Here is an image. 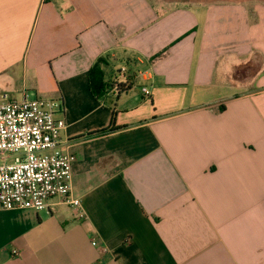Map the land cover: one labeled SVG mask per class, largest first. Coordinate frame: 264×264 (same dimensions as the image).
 I'll list each match as a JSON object with an SVG mask.
<instances>
[{"label": "crops", "instance_id": "crops-1", "mask_svg": "<svg viewBox=\"0 0 264 264\" xmlns=\"http://www.w3.org/2000/svg\"><path fill=\"white\" fill-rule=\"evenodd\" d=\"M4 93L62 104L84 217L0 210V264H264V0H0Z\"/></svg>", "mask_w": 264, "mask_h": 264}, {"label": "built area", "instance_id": "built-area-1", "mask_svg": "<svg viewBox=\"0 0 264 264\" xmlns=\"http://www.w3.org/2000/svg\"><path fill=\"white\" fill-rule=\"evenodd\" d=\"M121 74L126 69L121 70ZM124 78L125 76L122 75ZM127 79L116 83L118 95L128 87ZM145 98L151 96L142 88ZM59 101L50 99H15L4 93L0 97V210H46L54 198L81 211L82 201L73 196L72 170L76 160L60 148L66 123L58 117ZM98 246L97 241H93ZM101 251L108 252L106 246ZM19 255L17 250L13 251Z\"/></svg>", "mask_w": 264, "mask_h": 264}, {"label": "trees", "instance_id": "trees-1", "mask_svg": "<svg viewBox=\"0 0 264 264\" xmlns=\"http://www.w3.org/2000/svg\"><path fill=\"white\" fill-rule=\"evenodd\" d=\"M103 64H105V61L103 58H100L89 73L90 89L93 95L98 99L104 97L109 90V85L105 81L106 71ZM123 92H125V90ZM114 115L115 114L113 113L112 123H114Z\"/></svg>", "mask_w": 264, "mask_h": 264}, {"label": "rangeland", "instance_id": "rangeland-1", "mask_svg": "<svg viewBox=\"0 0 264 264\" xmlns=\"http://www.w3.org/2000/svg\"><path fill=\"white\" fill-rule=\"evenodd\" d=\"M176 1H186V2H193V1H196V0H176ZM121 68V67H120ZM137 88H139L140 90H142V86L143 84L139 81L137 84H136Z\"/></svg>", "mask_w": 264, "mask_h": 264}]
</instances>
